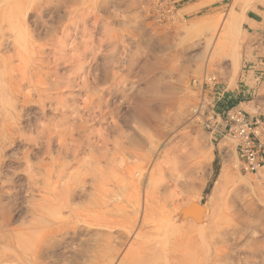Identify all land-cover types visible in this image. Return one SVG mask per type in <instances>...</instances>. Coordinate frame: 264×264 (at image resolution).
<instances>
[{
    "label": "rangeland",
    "instance_id": "1",
    "mask_svg": "<svg viewBox=\"0 0 264 264\" xmlns=\"http://www.w3.org/2000/svg\"><path fill=\"white\" fill-rule=\"evenodd\" d=\"M11 1L0 0V7L3 5L0 9L2 15L0 18L17 15L21 16V19H26V22L30 23L28 25L40 35L34 37V41H38V44L46 40L43 38L44 33L56 30L51 34L52 37L55 39L62 36L64 20L54 30L46 25L50 24L51 20L58 21L65 16V6L56 3L48 6L43 0L38 3L41 8L38 4L30 6L28 3H21L20 8L18 6L20 0ZM63 1L65 3L68 0ZM105 2L107 3H104L102 8L94 9L95 13L100 15L97 26L92 24L93 13H90L91 16L89 14L86 27L90 28L88 29L90 33L88 31L85 36L80 37L82 33L74 35L73 27L67 29L69 32L67 44L72 45L75 40L79 42L81 38L88 41V44L89 39L99 44L96 45L97 48L93 53L87 52L85 59H82L85 62L84 71L78 76L80 79L78 77L74 79L76 81L74 88L62 94L64 100L54 98L42 104L38 96L34 95L33 102L29 101L27 104L19 102L14 112L18 114L21 111L20 117L18 116L21 119L20 129L1 141L0 211L3 213H0V229H2L0 251L3 252L2 254H7V257L5 255L6 260L0 264L27 263V259L21 254L23 243H31L32 233L40 225L46 227V222L52 216L68 215V207L58 201L56 203L59 197L61 202L64 201L67 198L64 197L65 194L72 195L71 199L69 198L70 204L68 202L69 208L84 210L86 207L87 210L88 207L91 210L95 206L94 210H96L99 205L101 213H104V209H111L115 205H124L127 203L126 200L133 198L128 202L136 201L135 204H139L137 216L140 221L150 179L153 183L168 181L166 195L174 191L182 195L180 200L185 204L182 203L180 210L173 215L176 218L171 217L172 224L176 228L194 223L195 244L198 247L199 258H202L201 247L204 242L202 231L210 229L214 237L213 234L212 237L207 236L205 242L208 239L207 243L210 244L211 249L218 247L225 250L223 256L213 258L212 264H264V169L256 175L239 173L234 167L236 156L232 141L227 136L212 138L209 131L191 114V107L197 102L201 92L200 85L198 83L193 85L192 79L198 80L204 73L216 74L226 90L225 96L215 104L216 112H221L241 101V106L248 110L249 114H264V88L259 86L260 80L256 79V73L260 72L257 66L264 63V0H106ZM12 7L15 12L11 11ZM6 8L11 9L7 12ZM18 9L20 12L17 11ZM24 10L26 14H22ZM106 26L110 27L107 29L109 32L105 30ZM3 27L7 48L4 45L2 48H5L1 49V52L5 51L7 55L12 50L11 37H8V31L5 30L7 27ZM105 36L108 37L107 41L104 40ZM111 49L114 52L111 53ZM47 54L52 56L53 50H49ZM109 57L110 63L114 62L111 65L107 61ZM12 61L14 65L17 63L14 58ZM60 66L59 72H68L67 64ZM88 71L91 76L88 78L87 86H83L82 77L87 75ZM95 73L100 76L97 77V87L91 94L88 87ZM105 75L108 77H104ZM52 95L56 98L60 96V94ZM90 98L99 102L97 114L88 107ZM35 100L37 102H34ZM61 111L64 112V116ZM76 111L78 115L75 114ZM105 111L107 114L102 117ZM98 114L100 117L97 116ZM80 115H82L81 120L73 117ZM88 116L89 120H87ZM59 118L64 119L63 125ZM80 121L84 123L85 130L79 128L82 124ZM47 124L52 129H55L56 125L58 129H61L60 124L62 128L65 125L68 127L67 136L72 133L74 138L80 136L81 141L86 138L90 140L88 143L84 142L83 146H78L76 142L77 146H75L67 139L69 146L63 147L58 134L51 139H48L46 134L40 135L42 126ZM105 138L109 139L105 140ZM96 139H100L99 145L91 146L90 144ZM101 140L106 142L103 143ZM90 148H93L92 151ZM90 156H95L97 160ZM63 163L67 164L65 168L62 166ZM59 169L62 172L58 171ZM91 169L93 171L90 172ZM48 171H51L50 174ZM95 171H100V174ZM93 172L97 173L99 178ZM82 175L88 179L84 177L86 178L84 181L80 178ZM92 175L96 177L93 178ZM76 176H79V181ZM31 178L33 180L37 178L36 188L32 186ZM81 180L82 184L85 182L83 185L80 183ZM96 180H99V184ZM176 180L184 185L175 188L174 183H178ZM61 185H64V188ZM53 186L58 188L54 187L52 191ZM125 198L127 199L124 200ZM129 203H127L129 206L127 204L125 206L130 211H128L129 216L133 217L135 216L132 211L133 203ZM197 206L202 209L198 211ZM210 217L213 218L211 222H209ZM2 220L7 222L3 223ZM82 228L77 237L71 239L73 243L67 248L62 244H57L49 250L42 246L43 263L63 264L64 261H72L80 249L85 251L83 257L85 262L96 244L97 246L101 244L100 238L103 237L104 229L86 224ZM148 228L150 229V226H145L142 231L149 230ZM218 228L222 231L220 235L215 234ZM139 229L137 223L134 233ZM157 237L162 238L163 235ZM17 240L20 242L17 243ZM20 244L23 246L20 247ZM123 254L124 251L120 252L117 260ZM90 263L87 261L85 264ZM69 264L75 263L69 262Z\"/></svg>",
    "mask_w": 264,
    "mask_h": 264
},
{
    "label": "bare ground",
    "instance_id": "2",
    "mask_svg": "<svg viewBox=\"0 0 264 264\" xmlns=\"http://www.w3.org/2000/svg\"><path fill=\"white\" fill-rule=\"evenodd\" d=\"M39 1L43 2V0H20V3L18 4V6L21 8V3H25V4L28 3V5H30V6L31 5H37L39 3ZM44 1H46L45 3H47V5L48 4L51 5L52 3H56V5L62 4L63 6H65V14L66 15L59 18L58 21H52L50 19V17H48L51 20V22H50V24H48L46 26L52 30H54L61 23V21L64 20L63 22H65V23H62V25H64L63 29L60 28L62 30V31L60 30L62 33V36H59L57 38L55 37L56 40L51 35L52 33H54L56 31L55 30L54 32L52 31V32L44 33L43 38L46 39V40H44V43L38 44L37 43L38 41L35 42L36 40L34 41V37L40 36L39 33H37V31L34 28H31L30 25H28L30 23H27L26 19H21L22 17L20 15L19 16L21 18L18 17L16 15V13H15V15L17 16V17L15 16L16 19L14 16L13 17L9 16L10 18H8L7 16H3L4 18L3 17L0 18V103H1V107H0L1 108V111H0L1 112V116H0V145H1V143H2L1 141L4 137L12 136V134L14 132H17L20 129V120L21 119L19 118L20 117L19 113L21 111L18 110L19 111L18 114H15V112H14V110H16V108H17V104L19 102L26 103V104H27V102L29 103V101H32V97L34 95H36V97L38 96V100L42 104H44L46 102H50L54 98L55 99H63L64 97L62 94L65 91H69L71 88L72 89L74 88L73 87L75 85L74 79L76 77H78L80 75V73H82L84 71L83 69H84L85 62H83L82 59L85 57L87 52L92 51V53H93L94 49L97 48L96 45L98 43L95 44L96 42H92L89 39L90 43L88 44V41L81 40L82 38L81 39L79 38L80 39L79 42L76 40L75 41L72 40L73 39L72 38L71 40L74 41L73 42L74 44L71 45L69 43L70 44V46H69V44H67V39L69 37V32L67 29L70 27H73L75 29L74 35L75 34L77 35V33H79V34L82 33V36H80L78 34L80 37L85 36L88 31H89L88 33H90V30H88L90 28L87 29V27H86L88 24L87 21L89 20V14L91 12L93 13V18L91 17L93 19L92 24H94L93 26H95V25L97 26V23L99 20L98 16H100V15H97L95 13L96 11L94 9H98V7L102 8L104 6L103 4L107 3V2H105L106 0H68V1L65 0L66 1L65 3H64V1L62 2V0H44ZM6 2H7V0H6ZM9 5H10V3H9ZM38 5L40 7V4H38ZM25 6H27V5H25ZM1 7H0V9H1ZM10 7H11V5H10ZM56 8H58V6ZM23 9H25V8L23 7ZM23 9H21V10H23ZM34 9H36V8H33V10ZM3 10L5 13L6 12L5 6L3 7ZM9 10L7 12H9ZM13 10L14 9L12 7L11 11L12 12L16 11V10L15 11H13ZM17 11L20 12L19 9ZM1 12H3V11H1ZM24 12H25V10L22 11V14H26V12L25 13ZM107 12H108V10H107ZM0 16H2V15H0ZM90 16H91V14H90ZM23 18H25V16ZM54 19H56V16ZM101 22L104 23V21H101ZM101 22H100V24H101ZM108 22H107V24H108ZM33 23H35V22H33ZM62 25H61V27H62ZM3 26L7 27V29H5V30L8 31L7 32L8 37H11L10 39H11L12 50H10V51H12V53H10V51H9V53H10L9 54L6 51L7 55L4 53L5 52L4 50H3L4 52H1V49H4L6 47L5 40H7L5 38L6 37L5 31H2L4 28ZM31 26H33V25H31ZM33 27H35V26H33ZM36 27H37V25H36ZM99 27H100V25H99ZM102 27L104 28V26H102ZM109 28H107V26H106L105 30L107 31V29H109ZM91 30H93V29H91ZM113 31H116V30H113ZM44 32H46V31L44 30ZM107 32H109V31H107ZM107 32H106V34H107ZM116 32H114V34H116ZM57 35H60V34L57 33ZM107 36H108V34H107ZM115 37H116V35L114 36V38ZM105 38H106V36H105ZM105 38H104V40L107 41V38L106 39ZM85 39H86V37H85ZM108 40H110V39H108ZM99 41H97V42H99ZM103 41H102V44H103ZM108 42H110V41H108ZM102 44L100 43V45H102ZM4 45H5V47L2 48ZM11 45L9 47H11ZM7 46H8V44H7ZM112 46L114 47V45H112ZM114 48H112V49L114 50ZM49 50H53L52 56H51V54H50V56L47 54V52ZM113 50L111 51V53L114 52ZM91 55H93V54H91ZM13 58L15 60H17V63H15V65L12 64L14 61V60L12 61ZM94 60H95V58H94ZM107 61H109V63H110V57ZM86 62H87V60H86ZM111 63H110V65H111ZM61 64H65V65L67 64L69 66L68 72H66V71H65L66 73L59 72V67H61L60 66ZM109 67H108V69H109ZM96 69H97L96 72H98V68H96ZM104 69H105V65H104ZM110 69H111V67H110ZM89 72L90 71H88L87 75L82 74V76L84 75L82 77V85L83 86H87L88 78H90V76H91V73H89ZM99 76L100 75L97 76L95 73L94 78H92V80H91L90 87H88L89 90L92 92L91 94H93V92L95 91V89L97 87V84H98V78L97 77H99ZM104 77L107 78L108 76L105 75ZM118 77H120V76H118ZM114 81H115V79H114ZM52 91H55V93H51ZM52 94H56L57 96L60 94V96H58L56 98V97H53ZM69 94H70V92H69ZM96 95H98V94H96ZM96 97L97 96H95V98ZM85 99L87 100V98H85ZM36 100L34 102L38 101V100L37 101ZM98 100H99V96H98ZM61 102L62 101H60V104H61ZM87 104H88V101H87ZM101 105H103V104H101ZM57 106H59V105L57 104ZM88 107H89V109H91L93 111V113H96V112L98 113L97 110H99L100 105H99L98 101L94 100V98L93 99L90 98ZM105 107H106V105H105ZM65 108H67V107H65ZM95 108H97V109H95ZM80 109H82V107H80ZM106 110H108V109L106 108ZM60 113H62V115H63L64 112L61 111ZM76 113H77V111L75 112V114ZM106 114H107V112L105 111V114H103L102 117H104V115H106ZM76 115H78V114H76ZM82 115H80V117H76V116H73V117L80 119V118H82ZM92 115L94 116V114H92ZM97 116L100 117L99 114ZM69 117H70V115H69ZM73 117H71V118H73ZM60 118H59V121H61V123H62V120L64 121V119H60ZM97 119H98V117H97ZM77 120H76V122H77ZM87 120H89V116H88ZM67 121H69V120H67ZM73 122H75V119L73 120ZM48 123L50 124V122H48ZM63 124H64V122L62 123V125ZM83 124L84 123H82L81 125H83ZM90 124H91V122H90ZM92 124H93V121H92ZM57 125H59V124H57ZM57 125H56V128H57ZM62 125L60 124L59 128H61V129L57 128V130H56L55 126L53 127L55 129H52L50 127V125H48V124L45 126L43 125L42 130L40 131L43 134L41 133L40 135L43 136L44 134H46L48 139H51L53 136L58 134L60 136V139H61L60 142H62V144L61 143L60 144L63 145V147L69 146L67 139L71 140L72 141V142L70 141V143H72L71 145H75V146H77V143H78V146H83L85 144L84 142L88 143V141L90 140L89 138H86L85 140L81 141L80 136H79V138H74L72 136V133L69 136H67L68 127L67 126L65 127V125H64V128H62ZM68 125H69V122H68ZM81 125H79V128L82 130H85V129H83L84 125L82 127H81ZM74 126H75V124H74ZM91 128H92V126H91ZM76 129L77 128H75V130ZM71 132H72V130H71ZM37 136L39 137V135H37ZM82 136H83V134H82ZM99 137H101V136L99 135ZM102 137H104V135ZM102 139L104 140V138H102ZM108 139L105 138V140H108ZM98 140H100V139H98ZM98 140L96 139L92 143L90 142L91 143L90 145L94 146V147L98 146L99 145ZM73 141L75 142V144H73ZM105 142H103V143H105ZM48 146H50V145H48ZM100 146H101V142H100ZM91 149H93V148H90V150ZM92 156H90V157H92ZM101 157H102V155H101ZM94 158H96V157L95 156L92 157V159H94ZM89 159H91V158H89ZM96 160H97V158H96ZM0 161H1V159H0ZM89 161L92 162L91 160H89ZM90 162L88 164H90ZM64 164L65 163H63L62 166L66 167L67 164L66 165H64ZM96 164H97V162H96ZM96 164H94V165H96ZM63 167H61V168H63ZM64 168H63V171H64ZM97 170H100V169L97 168ZM58 171L62 172V170H60V169ZM91 171H93V170L91 169L90 172ZM50 172L48 171L49 174H50ZM95 172H98V174H100L99 173L100 171H95ZM94 174L96 175L97 173H94ZM123 174L124 173H122V175ZM95 175L94 176L92 175L93 178L97 176V175L96 176ZM58 176H60V173ZM84 177H86V176L85 175L80 176V178L81 179L83 178L85 181V179L87 177L86 178H84ZM58 178H60V177H58ZM78 178H79V176L77 177V180H78ZM36 181H37V178H35L34 180L33 179L31 180V184L35 188H36V186H35ZM58 181H59V179L57 180V182ZM176 181H178V180H176ZM57 182H56V184H57ZM150 182H149V188L151 190L149 191V188H148V190L146 191L145 199H144V203H143V209H142L143 212H142V215L140 217V221H139V217L137 216L138 215L137 214L138 213L137 207L139 206V204L136 205L135 204L136 201H135V203H133L134 201L130 202L131 204L133 203L136 205V208H135V205L133 206V204H132V211H134L133 214H135V216L133 215V217H130L128 214L129 209L128 210L126 209V206L128 205L127 203H129L128 201L130 199L126 200L127 198L124 199L127 201V203H125L123 201L125 203V204L123 203L124 205H122V204L115 205V206H113L114 210H113V208L104 209L103 210L104 213H101L99 211V207H100L99 205H97L98 207L96 210H94L95 206L92 208L93 210L88 209V207H87V210H85L86 207L84 210L83 209L80 210L78 208L75 209L74 207H73L74 209H71L72 207L69 208L68 205L70 204L69 198L71 199V197H70V196H72L71 194H70V196H69V194H68V196H67V194H65L66 196L64 195V197L65 198L67 197V198L62 202H61L60 197L57 198L56 203L58 201V203H62L66 208L68 207V210H67L68 215H66V216H62V215L52 216L51 218H49V221L46 222V227L40 225L38 228H36V231H34V233H32V235H31V239H30L31 243L26 242L28 245L26 243H23L24 247L21 249V252H22L21 254H22L24 259H27V263H25V262H23V263L24 264H44L43 263L44 261L42 259V246L45 247L47 250L54 248L57 244H62L65 248H67L68 246H71V244L73 243L72 240L77 237V235L80 233V231H82V229H83L82 226L84 224L89 225V226H91V225L98 226V227L100 226L102 229H104L103 230L104 232H102L103 237L101 236L102 238H100L101 244L99 246H97V244H96L95 249H92L91 255L87 258V260L85 262H83V257H84L85 251H84V249H80L79 252L77 253V256L72 258V261H69V262H74L75 264H85L87 261H90L91 262L90 264H113V262H114V264H212L213 258H215V257L219 258V257L223 256V254H225L224 249H219L218 247L216 249H211L210 244L207 243L208 239L205 242V239L207 238V236L212 237V234H213V233L211 234V232L209 231L210 229H208V231H204V230L202 231V239L204 240L205 243L202 242V247H201L202 258H199L198 254H197L198 247L195 244L196 229H195L194 223L193 224L189 223L187 226H183V227L178 226L176 228L172 224L171 217L180 210V208L182 207L181 206L182 203L185 204V202L181 203L180 199L182 198L181 197L182 195L176 194L175 191H174L175 193L169 192V194L166 195V191L168 190V187H169L168 181L161 180L159 182L154 181L155 183H153L150 179ZM80 183L82 184V180ZM84 183L85 182H83V184ZM98 184H99V182H98ZM92 185H93V182H92ZM180 185L182 187V185H184V184H182L179 181H178V183L177 182L174 183L175 188H177V186L179 187ZM63 186L61 185L62 188H64ZM54 187H56V186L52 187L53 188L52 191L55 189ZM56 188H58V187H56ZM93 188H95V187H93ZM67 189L68 188L66 187V190ZM55 191L57 192L58 190L56 189ZM56 192H53V193L56 194ZM61 192L62 191H60V193ZM33 198H35V197H33ZM47 198H49V197L47 196ZM132 199L133 198H131V200ZM183 200H184V197H183ZM68 202H69V204H68ZM97 203H99V202H97ZM59 206H60V204H59ZM64 206L62 208H64ZM196 209L198 211H200V209H202V207L199 208L197 206ZM112 212H113V214H112ZM0 213H3V212L0 211ZM89 213H90V215H89ZM85 215H89L90 217L89 216L85 217ZM174 217L175 216H173V218ZM2 218L5 219L3 216H2ZM5 221L2 220L3 223ZM211 221H213V218L210 217L209 222H211ZM209 222L207 223V225L209 224ZM137 223L139 224L140 229L136 233H134V230L136 228ZM145 226H150V229L148 228L149 230L142 231ZM208 228H210V227H208ZM0 230H2V229H0ZM221 232L222 231L218 228L215 231V234L217 233L218 235H220ZM100 233L101 232H99V234ZM158 235H163V237L162 238L157 237ZM99 237H100V235H99ZM213 237H214V234H213ZM57 241L59 243H57ZM19 242L20 241L17 240V243H19ZM22 246L20 244V247H22ZM123 251H124V254L122 255V257L119 260H117L118 256L120 255V252L122 253ZM2 253L3 252H1V254H0V262L6 260V258L4 257L5 255L7 257V254H2ZM26 254H28L27 257H26ZM7 260H8V258H7ZM69 262L64 261L63 264H69ZM52 264H53V262H52Z\"/></svg>",
    "mask_w": 264,
    "mask_h": 264
},
{
    "label": "built area",
    "instance_id": "3",
    "mask_svg": "<svg viewBox=\"0 0 264 264\" xmlns=\"http://www.w3.org/2000/svg\"><path fill=\"white\" fill-rule=\"evenodd\" d=\"M197 83L201 92L191 107L192 116L212 138L227 136L232 141L236 156L234 167L239 173L256 175L261 172L264 169V114L251 115L237 106L216 112L215 104L226 91L217 75L204 73L200 79H192L193 85Z\"/></svg>",
    "mask_w": 264,
    "mask_h": 264
},
{
    "label": "crops",
    "instance_id": "4",
    "mask_svg": "<svg viewBox=\"0 0 264 264\" xmlns=\"http://www.w3.org/2000/svg\"><path fill=\"white\" fill-rule=\"evenodd\" d=\"M257 68L260 69V72L256 73V75H257V78H256V79L260 80V82H259V86L262 87V88H264V63H263V64H262V63H261V64H258ZM253 79H254V78H253ZM234 106H237V107H239V108L245 110V109L243 108V106H241V101L236 102V103L234 104ZM245 111H246V112H249L248 110H245ZM249 113H250V112H249ZM251 115H256V114H251Z\"/></svg>",
    "mask_w": 264,
    "mask_h": 264
}]
</instances>
